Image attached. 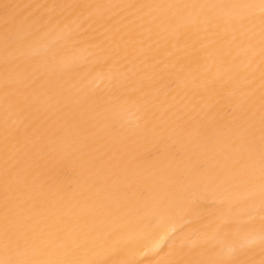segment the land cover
<instances>
[{"label": "bare ground", "instance_id": "bare-ground-1", "mask_svg": "<svg viewBox=\"0 0 264 264\" xmlns=\"http://www.w3.org/2000/svg\"><path fill=\"white\" fill-rule=\"evenodd\" d=\"M0 264H264V0H0Z\"/></svg>", "mask_w": 264, "mask_h": 264}]
</instances>
